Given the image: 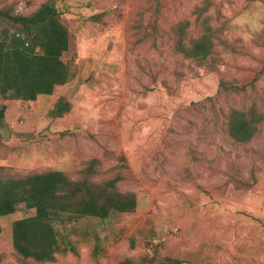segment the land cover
Returning a JSON list of instances; mask_svg holds the SVG:
<instances>
[{"label":"rangeland","instance_id":"1","mask_svg":"<svg viewBox=\"0 0 264 264\" xmlns=\"http://www.w3.org/2000/svg\"><path fill=\"white\" fill-rule=\"evenodd\" d=\"M43 1L0 0V9L27 14ZM54 1L68 29V79L33 102L0 97V172L78 179L96 159L91 180L119 175L117 189L137 205L61 228L75 251L44 264H120L153 246L180 264H264V121L246 143L226 124L230 108L264 113V0ZM179 21L192 37L205 23L215 33L203 64L174 50ZM59 98L69 110L57 117ZM31 214L20 204L0 215V264H40L11 244L12 221Z\"/></svg>","mask_w":264,"mask_h":264},{"label":"trees","instance_id":"2","mask_svg":"<svg viewBox=\"0 0 264 264\" xmlns=\"http://www.w3.org/2000/svg\"><path fill=\"white\" fill-rule=\"evenodd\" d=\"M63 12L54 0L41 2L27 14L0 9L1 98L33 102L40 94L51 95L56 86L67 81L68 68L61 58L68 48V29L61 18ZM188 26V21L176 23L174 50L203 64L213 53L215 33L205 23L201 33L192 37ZM4 109L5 104H0V122ZM68 110L69 103L59 98L49 111L59 117ZM263 114L255 107L230 108L226 122L228 135L239 143L250 141L260 131ZM95 162L96 159H91L78 179H71L57 169L16 175L0 172V215L13 213L20 204L33 210V214L11 223V244L22 261L31 259L44 264L53 261L56 253L75 251L71 240L61 238V228L71 226V230L82 220L104 219L111 212H130L136 208L135 194L117 189L119 175L97 182L91 180ZM82 230L85 238H93L91 250L96 256L99 237L89 231L88 226ZM180 263L177 258H158L154 246L150 253L136 260L125 257L120 261V264Z\"/></svg>","mask_w":264,"mask_h":264}]
</instances>
